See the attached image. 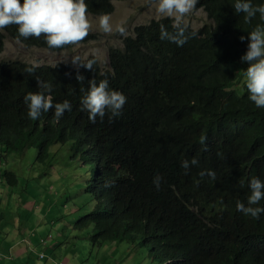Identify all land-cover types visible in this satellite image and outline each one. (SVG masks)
I'll use <instances>...</instances> for the list:
<instances>
[{
  "label": "trees",
  "instance_id": "1",
  "mask_svg": "<svg viewBox=\"0 0 264 264\" xmlns=\"http://www.w3.org/2000/svg\"><path fill=\"white\" fill-rule=\"evenodd\" d=\"M112 1L128 0H86L87 15L111 14ZM234 3L199 0L195 10L212 25L193 30L183 24V46L160 39L161 24L174 31L171 18L135 26L116 38L124 48L108 49V68L95 56L80 60L91 61V70L0 60V165L30 148L44 161L52 146L70 143L71 159L92 171L87 193L95 208L73 226L90 230L92 248L137 242L155 264H264V213L257 219L236 208L237 201L247 206L253 177L264 181V108L248 99V64L241 61L248 33L264 21L257 15L246 23ZM17 37L16 25L0 30V54L6 38L52 52L74 46L49 49L43 36ZM97 38L89 34L80 43ZM92 79H106L109 90L126 97L121 115L89 120L81 99ZM37 80L52 86L53 103L72 105L57 127H41L27 116L24 96L40 90ZM41 116L55 118L54 111ZM193 158L198 164L185 174L181 163ZM209 170L215 180L200 177ZM156 175L163 178L159 190ZM0 177L11 188L25 184L11 172ZM254 207L264 208V199Z\"/></svg>",
  "mask_w": 264,
  "mask_h": 264
},
{
  "label": "rangeland",
  "instance_id": "2",
  "mask_svg": "<svg viewBox=\"0 0 264 264\" xmlns=\"http://www.w3.org/2000/svg\"><path fill=\"white\" fill-rule=\"evenodd\" d=\"M113 26L122 23L127 34L138 24L162 20L154 11L151 0H128L112 2ZM99 16L89 15L93 21L90 33L98 39L88 44L54 53L47 49L25 47L17 41L5 39L0 60L20 59L37 65L72 63L74 57L85 60L89 56L98 58L108 68L107 51L118 44L116 31L105 34L99 30ZM212 22L202 10H194L185 17L184 25L198 30ZM126 34V35H127ZM123 35V36H126ZM124 48L123 43L119 44ZM52 159L46 164L36 162L34 148L23 153H11L12 160L2 162L0 175L11 172L21 177L25 184L9 187L0 177V246H12L8 264H155L148 249L137 242L105 241L102 247L92 248L90 230H74L73 226L87 216L93 200L86 191L92 180L90 167L71 159L70 143L56 145L50 149ZM52 165V167H50ZM15 248H14V247ZM45 255L44 259L39 256Z\"/></svg>",
  "mask_w": 264,
  "mask_h": 264
},
{
  "label": "clouds",
  "instance_id": "3",
  "mask_svg": "<svg viewBox=\"0 0 264 264\" xmlns=\"http://www.w3.org/2000/svg\"><path fill=\"white\" fill-rule=\"evenodd\" d=\"M198 2L199 0H151L158 17L171 18L173 21L172 27L174 31L172 32H169L163 24L160 25V39L175 43L177 46H183L187 42V36L185 35V27L182 25L185 17L196 9ZM233 8L237 14L244 15L246 23H250L257 15H259L261 21H264V4L254 6L252 0H235ZM87 13L88 5L86 0H23L22 4L21 0H0V30L16 25L18 41L20 38L25 40L29 38L39 39L43 36L49 49H61L74 45L63 50L66 51L78 45H84V43L80 42L84 41L89 34H93L90 33L93 28V21L88 18ZM97 20L99 30L105 34H111L113 31L121 35L127 34V30L122 23H117L115 27L113 26L110 14H102ZM245 39L244 36L240 37L241 41ZM247 40L249 41L247 51L241 57V61L248 64L247 69L244 70L246 88L249 93L248 99L257 108H264V23L257 24L248 33ZM119 44L121 42H118L117 45ZM72 63L76 64L73 67L82 65L89 70L93 69L91 61L82 63L79 57H74ZM77 80L83 82L84 77L77 76ZM37 86L40 89L39 91H29L24 96L27 116L32 120H37V124L41 127L48 125L57 127L60 123L59 119L65 111L70 112L72 110V105L68 100H64L62 103H53V98L50 94L53 89L50 84L37 80ZM125 103L126 97L119 91L109 90V83L106 79L101 80L98 84L95 79H92L89 81L87 91L81 99V110L86 111L89 120L95 122L97 117L103 119L107 112L111 113V117L121 115V110ZM49 111H54L55 118L49 119L46 116H41L42 113ZM65 134L70 135L69 132H65ZM94 138L97 139V135H94ZM205 139L202 136L200 142L204 143ZM93 158L98 161L100 155L95 156L93 154ZM51 159V152L48 153L44 161L39 160L38 153L36 156V162L40 164H46ZM77 162L79 163V161ZM197 164L198 160L193 158L191 161H182L181 167L185 169V174H187L190 166ZM95 167L97 168L98 165ZM199 175L201 178L207 175L213 180L216 179L215 172L211 170L206 173L202 171ZM162 179L159 175L153 178V184L157 190L160 188ZM248 186L250 194L247 197V206L237 201L236 208L245 216L258 219L260 214L264 213V208L254 207V205L259 204L264 199V181L253 177L249 181ZM94 208L95 203L91 212ZM11 247L5 244L0 246V264H8L11 261V259L5 258L3 255L6 250L9 255H12L10 250L13 249ZM39 258L44 259L45 255H41Z\"/></svg>",
  "mask_w": 264,
  "mask_h": 264
},
{
  "label": "bare ground",
  "instance_id": "4",
  "mask_svg": "<svg viewBox=\"0 0 264 264\" xmlns=\"http://www.w3.org/2000/svg\"><path fill=\"white\" fill-rule=\"evenodd\" d=\"M90 39V38H89Z\"/></svg>",
  "mask_w": 264,
  "mask_h": 264
},
{
  "label": "crops",
  "instance_id": "5",
  "mask_svg": "<svg viewBox=\"0 0 264 264\" xmlns=\"http://www.w3.org/2000/svg\"><path fill=\"white\" fill-rule=\"evenodd\" d=\"M12 248V247H11Z\"/></svg>",
  "mask_w": 264,
  "mask_h": 264
}]
</instances>
